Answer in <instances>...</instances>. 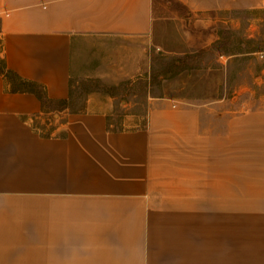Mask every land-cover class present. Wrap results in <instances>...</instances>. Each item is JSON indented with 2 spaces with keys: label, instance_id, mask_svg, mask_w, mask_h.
Listing matches in <instances>:
<instances>
[{
  "label": "crops",
  "instance_id": "1",
  "mask_svg": "<svg viewBox=\"0 0 264 264\" xmlns=\"http://www.w3.org/2000/svg\"><path fill=\"white\" fill-rule=\"evenodd\" d=\"M170 1L183 22L264 7ZM155 5L0 0V61L45 96L0 72V264H264V99L241 109L148 92L138 112L94 90L67 103L77 77L148 70ZM81 56L103 57L92 68Z\"/></svg>",
  "mask_w": 264,
  "mask_h": 264
},
{
  "label": "rangeland",
  "instance_id": "2",
  "mask_svg": "<svg viewBox=\"0 0 264 264\" xmlns=\"http://www.w3.org/2000/svg\"><path fill=\"white\" fill-rule=\"evenodd\" d=\"M155 8L159 21L148 70L116 83L94 76L75 78L67 102L71 109L83 107L94 90L135 102L138 112L143 111L148 92L192 102L223 99L241 109L264 99V7L220 14L226 21L207 13L203 17L209 21L190 15L185 22L177 19L184 9L175 2L156 0ZM102 57L81 56V60L94 68ZM116 63L129 67L126 60Z\"/></svg>",
  "mask_w": 264,
  "mask_h": 264
},
{
  "label": "trees",
  "instance_id": "3",
  "mask_svg": "<svg viewBox=\"0 0 264 264\" xmlns=\"http://www.w3.org/2000/svg\"><path fill=\"white\" fill-rule=\"evenodd\" d=\"M0 72L10 81L12 89H30L34 91L42 100H45L42 87L38 86L34 81H30L19 76L15 71L6 68L3 61H0ZM64 102V101H63Z\"/></svg>",
  "mask_w": 264,
  "mask_h": 264
}]
</instances>
